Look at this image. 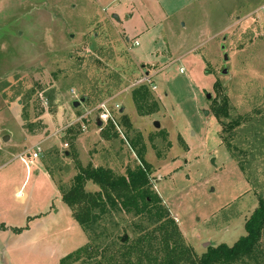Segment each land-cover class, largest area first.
<instances>
[{"label": "rangeland", "instance_id": "rangeland-1", "mask_svg": "<svg viewBox=\"0 0 264 264\" xmlns=\"http://www.w3.org/2000/svg\"><path fill=\"white\" fill-rule=\"evenodd\" d=\"M122 11L133 14L136 28ZM145 72L159 107L140 114L132 90ZM81 96L85 102L73 107ZM224 96L229 118L223 122L240 119L231 131L212 111ZM103 102L111 115L106 121L99 118ZM108 121L114 129L103 140ZM3 128L12 137L0 136V150L39 146L36 163L65 188L79 166L124 175L142 160L152 171V189L197 255L231 246L264 200V0H0ZM38 181L19 155L0 160V186L13 187L0 197V223L24 225L26 195L35 205L41 192L31 190ZM119 218L127 227L137 221ZM68 219L37 234L0 233V264H59L87 242ZM125 233V241L134 240ZM258 245L264 249V232ZM247 263L254 260L240 264Z\"/></svg>", "mask_w": 264, "mask_h": 264}, {"label": "trees", "instance_id": "trees-1", "mask_svg": "<svg viewBox=\"0 0 264 264\" xmlns=\"http://www.w3.org/2000/svg\"><path fill=\"white\" fill-rule=\"evenodd\" d=\"M132 97L140 114L159 107L145 84L133 88ZM227 102V98L222 97L221 103L213 106L212 111L223 129L231 131L240 119L230 117L228 122H223L222 118H229ZM106 125L100 130L103 140L110 139L114 129L110 128L113 127L111 122ZM230 148L227 143V149ZM61 153L65 156L63 151ZM140 161L136 167L127 168L124 175H115L111 169L101 166H79L67 188L56 182L62 201L87 237L85 245L61 258L59 264L77 261L80 264H240L247 260H254L252 264L264 263V249L258 245L264 232V200L259 201L245 220V234L233 245L209 246L197 255L183 239L160 196L152 189L149 165ZM239 166L245 170L241 161ZM46 167L54 177L51 169ZM92 185L97 189L86 188ZM121 214L135 217L137 221L127 227L119 218ZM127 230L131 231L134 240L131 237L123 242L121 238ZM121 231L123 235H120Z\"/></svg>", "mask_w": 264, "mask_h": 264}, {"label": "crops", "instance_id": "crops-1", "mask_svg": "<svg viewBox=\"0 0 264 264\" xmlns=\"http://www.w3.org/2000/svg\"><path fill=\"white\" fill-rule=\"evenodd\" d=\"M122 13L125 16L126 21L128 22V27L131 29L136 28L137 26L135 24L130 23L133 14L126 11H122ZM113 14L116 15V17L114 18H118L116 13ZM181 70H183V68H180V71ZM5 132H7L8 135L4 136ZM0 136L2 138L3 137L5 138L4 142H10L12 137L11 133L8 132V129H4V128L1 129ZM40 142L41 140H38L33 144L35 145ZM7 144H11V143H7ZM29 148L31 147L20 148L17 153H14L11 152L9 148H6L5 146H1L2 150H0V160H5L12 154L20 155L25 151H30ZM31 149H32L31 151L35 150L34 147H32ZM40 154L36 159L40 158ZM36 159L33 161V164L31 166H33V174L38 176L39 181L36 188L32 189L31 192L34 193V191L39 190L38 192L41 193H38V198L36 200L35 205H29L31 201L30 198H32V196H29V193H27L26 195L27 197L25 200L26 203L24 204V210L22 214L24 225L22 224L20 226H12L10 224H6L5 222L0 223V233L6 232V230L13 231L14 229L17 228H21L20 231H16L19 234L29 233L33 229L37 230L36 234L37 232L38 233L41 232L39 231L41 229L42 231L52 230L56 227L58 219H63V218L67 219V215L69 219H71V220L68 219L67 222L68 223L72 222V224L74 223V219L72 218L71 211L69 207L62 201L61 194L59 192L56 183L54 182L52 175H50V173L48 172L46 165H44V163H41L40 161L36 163ZM30 171L32 172V170L26 169V175ZM7 172H8L7 174L10 175L11 171L8 170ZM11 186L12 184L3 182L0 186V197L3 195L4 192L7 193L9 190L11 189L13 190V187ZM21 193H22L21 189H18L15 195H19ZM3 205H4L3 203H0L1 207H3Z\"/></svg>", "mask_w": 264, "mask_h": 264}, {"label": "built area", "instance_id": "built-area-1", "mask_svg": "<svg viewBox=\"0 0 264 264\" xmlns=\"http://www.w3.org/2000/svg\"><path fill=\"white\" fill-rule=\"evenodd\" d=\"M134 43L138 44V42H134ZM139 84L148 85L151 90H155L156 88L152 81V75L148 72L143 73L142 77L134 83V85L137 86ZM72 94H74V96L76 97V93L74 92V90H72ZM98 108L101 109L99 113V118H101L103 121H106L107 119L111 118V115L107 110L105 102L99 104ZM39 152H40L39 146H36L35 150L31 151V155L29 151H25L24 153L19 155V158L20 160L25 161L28 165L31 166L33 164L34 159L38 157Z\"/></svg>", "mask_w": 264, "mask_h": 264}, {"label": "water", "instance_id": "water-1", "mask_svg": "<svg viewBox=\"0 0 264 264\" xmlns=\"http://www.w3.org/2000/svg\"><path fill=\"white\" fill-rule=\"evenodd\" d=\"M113 17H116V15L113 14ZM220 49H221V50L224 49V45H223V44H221ZM227 60H228V56H227L226 52H223V61L226 62ZM225 72H226V70H223V73H225ZM209 97H210V95H209V94H206V98H209ZM85 99H86L85 96H81L80 98L74 99V100L72 101V106H73V107H78V106H80V104H82V103L85 102ZM122 111H123V109L120 108L119 112H122ZM207 113H208V110H205V114H207ZM97 124H98V125H101V124H102V121H101L100 119H98V120H97ZM154 125H155V127H159V123H158V122H155ZM126 238H127V235L124 234V235L122 236L121 240H122V241H125Z\"/></svg>", "mask_w": 264, "mask_h": 264}]
</instances>
